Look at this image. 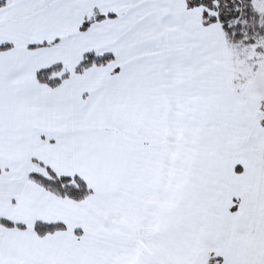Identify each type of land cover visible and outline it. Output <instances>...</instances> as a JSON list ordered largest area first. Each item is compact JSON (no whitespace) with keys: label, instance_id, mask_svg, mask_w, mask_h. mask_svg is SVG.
Wrapping results in <instances>:
<instances>
[{"label":"snow or ice","instance_id":"1","mask_svg":"<svg viewBox=\"0 0 264 264\" xmlns=\"http://www.w3.org/2000/svg\"><path fill=\"white\" fill-rule=\"evenodd\" d=\"M0 264H264V0H0Z\"/></svg>","mask_w":264,"mask_h":264}]
</instances>
